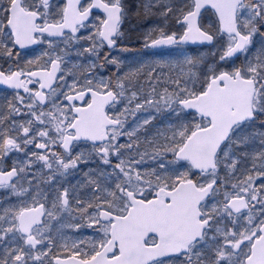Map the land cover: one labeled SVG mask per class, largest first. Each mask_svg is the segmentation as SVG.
<instances>
[{"label":"snow or ice","instance_id":"snow-or-ice-1","mask_svg":"<svg viewBox=\"0 0 264 264\" xmlns=\"http://www.w3.org/2000/svg\"><path fill=\"white\" fill-rule=\"evenodd\" d=\"M0 264H264V0H0Z\"/></svg>","mask_w":264,"mask_h":264}]
</instances>
